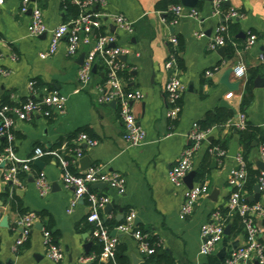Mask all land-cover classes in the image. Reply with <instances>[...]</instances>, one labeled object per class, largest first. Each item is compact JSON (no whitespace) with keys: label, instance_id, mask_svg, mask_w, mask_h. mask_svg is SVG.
Instances as JSON below:
<instances>
[{"label":"crops","instance_id":"crops-1","mask_svg":"<svg viewBox=\"0 0 264 264\" xmlns=\"http://www.w3.org/2000/svg\"><path fill=\"white\" fill-rule=\"evenodd\" d=\"M38 1L49 30L37 37L29 34L31 13L21 11L22 0H5L0 6V66L9 71L0 75V103L19 105L52 90L60 91L67 101L64 110L55 111L51 117L36 114L31 119L22 120L13 116L12 146L16 156L27 160L34 155L37 147H42L57 151L63 159L71 160L69 169L80 173L83 170L79 160L73 162L72 159L76 150L82 148L83 156H90L93 166L126 178L124 193H119L108 183L94 185L95 192L107 197L112 205L108 212V203L102 208L103 220L114 217L123 223L127 215L135 213V218L141 220L137 224L134 222L135 226L157 236L161 246L159 254L173 256L176 264H222L236 248L235 242L238 246L244 243V230L235 236L226 234L212 253L202 254L201 229L206 223L218 222L215 214L223 215V208L228 207L232 193L230 177L239 167L237 157L229 156L228 152L233 142L237 141L238 153L243 154L237 133L243 128L234 125L242 113L246 122L260 128V136L264 138V86L255 85L252 102L242 110L249 74L245 80H240L233 72V67L239 62L246 63L249 68L264 61V0H229L226 3L240 14L234 19L239 24L236 37L245 42L244 49L233 43L236 48L233 57L228 54L227 45L224 52L220 51L221 47L215 50L209 48L210 38L217 27L227 22L224 14L215 12L212 0H198L195 8L185 6L182 17L175 25L167 19L170 7L176 5L174 0H108L104 7L99 8L104 14L102 33L112 32L111 26H115L113 32L117 36V44L130 50L124 58H120L123 65L121 77L126 90H139L144 94L141 100L132 102V109L146 131V139L141 146H131L125 141L119 107L99 102L98 86L104 82L105 76L102 68L98 67L85 86L78 79L86 52L94 42L81 46L77 54L69 55L65 37L55 54L41 57L49 49L52 30L79 15L65 21L67 0ZM179 2L183 5L181 0ZM193 10L197 14L194 15ZM116 14H123L132 23V33L113 24L112 17ZM241 32L245 37H238ZM251 35H256V42L247 47ZM172 36H177L179 40V75L184 84L180 101L182 110L177 119L168 116L170 105L166 94L170 71L165 68V62L170 54ZM229 68H232L231 81L238 83L233 89L223 82ZM208 70L213 72L212 76H207ZM33 80L41 82L40 86L31 87ZM222 101L228 106H222ZM218 109L231 110L233 118L224 125H213L208 129L206 140L193 158L197 172L202 167H208L204 182L209 184L210 192L200 198L192 214L184 216L181 209L185 188L175 186L168 172L192 144L189 132L193 123L205 120L209 112ZM81 133L97 139L98 144L91 146L79 141ZM226 139H229L228 149L225 155L220 156L214 152L219 146L212 144ZM261 142H256V146L253 142L250 154L256 168L255 159L259 157ZM9 144L6 137L1 138L0 151ZM41 158L43 168L32 162L30 171H23L25 177H21L20 186L5 180L7 166L0 165V261L2 264H7L9 260L13 264H88L92 261H80L82 257L92 256L88 254L94 246V224L88 220V200L80 198L70 210L75 188L65 186L60 159L54 154ZM40 172H45L50 182V191L45 196L40 195L35 183ZM204 182L196 174L195 184ZM214 190L217 191L215 195L212 194ZM255 194L256 186L248 199L251 201ZM13 196L22 202L28 211L26 214H37L38 221L43 224L52 220L54 230L60 232L58 243L65 251L62 261L56 262L48 257L43 229L36 226L26 240L28 246L16 250L23 215L12 209L10 199ZM251 202H260L264 207V193L261 192L259 201ZM38 213H45L43 220ZM4 217L8 220L7 227L1 225ZM256 221L262 227L260 237L264 243V218L257 217ZM118 236L119 244L124 243L127 247L130 264H159L140 252L132 235L118 233ZM223 249H226L224 255ZM101 261L108 263L103 259Z\"/></svg>","mask_w":264,"mask_h":264},{"label":"built area","instance_id":"built-area-1","mask_svg":"<svg viewBox=\"0 0 264 264\" xmlns=\"http://www.w3.org/2000/svg\"><path fill=\"white\" fill-rule=\"evenodd\" d=\"M108 0H71V3L78 6L80 9L79 16L71 21L60 24L52 30L51 41L47 52L41 54L42 58H47L55 54L62 40L67 37V51L69 55H75L83 45H91V48L86 52L84 62L81 64L78 79L82 85H87L95 71L100 66L104 72V82L98 86L100 95L99 102L108 104L115 102L119 107L120 115L124 124V139L131 146H141L146 139V131L139 123L133 109L132 102L141 100L144 94L137 90L128 92L124 86L121 71L123 68L120 62V56L128 54L129 48L117 44V36L114 32H105L97 34V29H102L104 26V14L99 8L104 7ZM5 0H0V6ZM214 10L217 14H224L226 21L234 20L240 14L230 8L224 13L223 5L229 0H212ZM185 6L176 4L170 7L169 12L173 14L170 20L171 25H175L182 17ZM21 11L23 13H31V21L28 26V31L31 36H41L49 29L44 20L43 8L38 0H22ZM193 14H197L193 10ZM113 24L117 27L126 30L129 33L133 32L132 23L123 15H113ZM229 36L228 25L223 23L217 27L215 34L210 38L209 48L212 50L224 46L227 43ZM256 35H251L246 46L251 47L256 42ZM178 45L177 36L170 38V54L165 62V68L170 71V78L166 84V94L169 102L168 116L171 119H177L182 110L181 98L184 91V84L179 75L178 64ZM264 60V58L262 57ZM94 68L96 70H94ZM8 69L0 66V75L8 74ZM235 76L240 80H245L248 76V65L244 62H239L233 67ZM207 76H212L213 72L208 70ZM36 81L30 82V86L34 87ZM67 97L58 90H52L39 98H30L19 105H9L0 103V139L6 137L10 142L3 150L0 151V165L7 166L4 177L5 180L13 185L20 186L22 179L20 173L22 171H30L32 162L39 157L48 154L56 155L64 168L62 180L67 187L75 188V195L71 202L70 210L78 203L80 198H87L90 214L88 220L94 224L93 235L103 245V251L100 255V260H106L109 263L114 261L116 248L120 242L118 233L130 234L138 242L139 250L144 255H151L156 252V249L145 241V235L142 230L134 224L135 213L127 215L125 222L116 226L114 230L116 235L105 225L101 216L102 208L108 203V198L100 196L93 191L90 186L99 182L108 183L112 188L119 193H124L126 190V178L119 173L103 172L99 166H91L80 173L72 172L69 167L71 160L63 159L57 151L46 150L42 147L35 149L34 155L27 159H19L13 149L12 141L14 135L12 133L13 116L19 119L28 120L34 115L40 114L44 117H51L55 111L62 112L65 108ZM246 124L245 114H241L239 120L235 122V126L244 128ZM208 130L202 129L199 122H195L189 132V137L192 144L187 147L179 161L174 164L169 172L170 181L177 187H184V203L181 213L184 216H189L193 213L196 204L200 198L207 196L210 192V186L207 182L194 184L189 188L185 183V176L194 170V155L206 140ZM78 140L85 142L88 145L94 146L98 144V140L91 138L86 133H81ZM218 155L223 156L226 151L220 147L214 149ZM83 157V149L78 148L72 161L76 162ZM264 162V141L259 146V157ZM239 167L233 172L230 177V185L232 193L229 198L228 207L231 212H236L242 217L244 224L245 241L243 244L233 248L231 253L224 259L222 264H264V243L261 240L262 227L257 223L256 218H264V207L260 202H251L247 199L246 193L243 192V185L246 180V160L243 154L237 155ZM257 185L260 191L264 193V169H258ZM40 195L45 196L50 191V182L47 179L45 172H40L35 179ZM218 217V222L206 223L201 229V249L202 254L212 253L216 246L222 241L226 235V227L228 226L224 216L220 213L215 214ZM39 220L37 214L27 213L20 219L22 228L21 235L16 242V250L19 249L24 242L29 238L31 231L34 229L36 222ZM43 236L47 247V255L50 259L59 262L65 258L63 248L54 244L51 241V234L43 228ZM96 256L80 258L81 262L92 261Z\"/></svg>","mask_w":264,"mask_h":264},{"label":"trees","instance_id":"trees-1","mask_svg":"<svg viewBox=\"0 0 264 264\" xmlns=\"http://www.w3.org/2000/svg\"><path fill=\"white\" fill-rule=\"evenodd\" d=\"M175 4H180L179 0L173 1ZM66 7L68 14L66 15L65 21L69 20L71 17H76L79 15L80 9L78 6L72 4L69 0L66 1ZM230 8L224 4L223 10L224 13L227 12ZM173 18V14L168 11L167 19L170 21ZM225 24L228 25L229 28V36L227 37V43L228 46V54L230 57H233L236 53V48L233 46V43H238L239 49H244L245 42H243L241 39H238L236 37L237 32L239 31V24L235 20L227 21ZM97 34L102 33V29L96 30ZM178 62L181 64V59L178 57ZM248 78L246 80L245 85V94L243 96L241 108L242 110L245 109L253 99V90L255 87V79L259 76H264V61L259 64L258 66H252L248 68ZM36 81V80H35ZM41 82L35 83V86H40ZM4 104V103H2ZM233 118V112L228 109H218L216 112H209L207 115V118L205 120H202L199 122L202 129L208 130L213 125H224L226 124L230 119ZM238 136H239V143L243 147V156L246 160V170H247V176L245 183L243 185V192L246 193L247 199L249 195L253 193L255 190V186L258 182V176L260 174V171L254 166L253 162L250 160V154L253 149V142L260 143L264 140L263 137H261V131L260 128L250 122H246L245 127L243 129L237 130ZM229 145V139L222 140V141H215L212 146H219L223 150H227ZM209 172L208 167H202L198 172L197 176L198 179L202 182L205 181L206 174ZM20 176L22 178L25 177V173L22 171L20 173ZM90 188L95 191L96 188L94 184L90 186ZM249 200V199H248ZM10 203L12 206V209L15 211H18L20 214L24 215L26 214L27 209L24 208L22 202L16 197L13 196V198L10 199ZM223 216L227 222L228 225L231 226V233L230 235L235 236L237 233H240L244 230V224L242 221V217L236 213L231 212L230 208H223L222 210ZM40 218L43 220L45 217V213H38ZM105 225L110 229V231H113L114 228L118 225H120L122 222L116 221L114 217L104 219ZM137 228L141 229L143 234L145 235V241L148 242L149 245L153 246L156 249V252L154 254L148 255L150 260H156L159 264H176L175 259L173 256L168 254H159V250L161 248L159 244V238L152 233H150L148 230L140 228L136 226ZM44 229L48 230L51 234V241L54 244H58V240L60 237V232L58 230H54L53 222L52 220L49 222H46L44 224ZM29 242L25 241L22 245L23 247L28 246ZM0 246H1V237H0ZM126 245L124 243L118 244L115 252V259L114 261H111V264H130V259L126 253ZM103 251V245L98 241L97 238H94V246L88 255H94L96 256V259L94 260V264H105L100 260V255ZM0 264L1 261H0Z\"/></svg>","mask_w":264,"mask_h":264},{"label":"water","instance_id":"water-1","mask_svg":"<svg viewBox=\"0 0 264 264\" xmlns=\"http://www.w3.org/2000/svg\"><path fill=\"white\" fill-rule=\"evenodd\" d=\"M197 1H198V0H181V3H182L184 6H186V7L195 8V7L197 6ZM114 30H115V26H111V31L113 32ZM238 37H245V34H244L243 32H241V33L238 34ZM225 48H226L225 45H224V46H221L220 51H221V52H224V51H225ZM125 56H126V55H121L120 58H124ZM94 70H96V69L94 68ZM231 73H232V68H229V69L226 71L225 75H224L223 82H224V83H225L230 89H233L235 86L238 85V83H236V82H232V81H231V79H230V75H231ZM255 85H256V87L264 86V78H262V77H258V78L255 80ZM111 103L116 104L115 102H111ZM221 104H222V106H228V104H227L225 101H222ZM238 145H239V144H238L237 141H234V142H233V144H232V146L230 147L229 152H228L229 156L237 157V155H238ZM254 145L256 146L257 143L254 142ZM33 162H34L35 165L39 166L40 168H43V166H44V161L42 160L41 157L36 158ZM79 162H80V164H81V170H86V169H88L89 167L93 166V161L91 160L90 156H83L82 158L79 159ZM214 163H215V160H213V164H214ZM255 163H256V166H257L258 169H264V162H263L260 158H256V159H255ZM196 174H197V171H196V170H192V171H190V172L185 176V179H184V180H185L186 185H187L189 188H191V187L194 186V184H195V176H196ZM10 184H12V183H10ZM102 185H104V183H102V182H99V183H96V184H95V186H102ZM216 192H217V191L214 190V191L212 192V194L215 195ZM260 196H261L260 188H259L258 185H256V194H255L254 196H252L250 199H251V201H259V200H260ZM111 208H112L111 203H108V204L106 205V211L108 212ZM140 221H141V220H140V218H138V217H136V218L134 219V222H135L136 224H137L138 222H140ZM1 225H2V226H5V227L8 226V220H7V217H4V218L2 219ZM35 226H36V228L43 229L44 224H43V222H41V221H37L36 224H35ZM230 230H231V227H230V225H228V226L226 227V230H225V232H226L227 235L230 234ZM116 233H117V232L114 230L112 234H113V235H116ZM237 246H238V242H235V243H234V247H237ZM225 253H226V249H223V250H222V254L224 255ZM7 264H13V261H12V260H9V261L7 262ZM88 264H92V262H88ZM106 264H110V263L108 262V263H106ZM256 264H258V262H257Z\"/></svg>","mask_w":264,"mask_h":264}]
</instances>
